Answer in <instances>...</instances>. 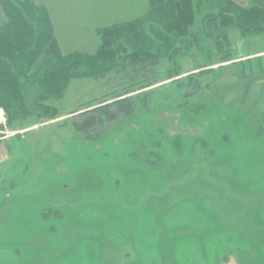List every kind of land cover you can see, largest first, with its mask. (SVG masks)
<instances>
[{
  "label": "rangeland",
  "instance_id": "obj_1",
  "mask_svg": "<svg viewBox=\"0 0 264 264\" xmlns=\"http://www.w3.org/2000/svg\"><path fill=\"white\" fill-rule=\"evenodd\" d=\"M29 2L48 12L63 74L51 91L53 60L37 57L21 105L0 117V264H264V38L229 29L222 63L204 34L201 48L195 35L158 46L150 28L171 17L153 22L151 0ZM193 5L199 26L211 9ZM139 19L142 40L123 34L121 51L97 57L101 30ZM140 46L156 66L137 61ZM141 91L145 109L99 140L75 133L72 111Z\"/></svg>",
  "mask_w": 264,
  "mask_h": 264
},
{
  "label": "trees",
  "instance_id": "obj_2",
  "mask_svg": "<svg viewBox=\"0 0 264 264\" xmlns=\"http://www.w3.org/2000/svg\"><path fill=\"white\" fill-rule=\"evenodd\" d=\"M195 1L198 3L206 1L211 9L209 13L200 18L202 23L199 26L196 25L195 13L197 8L193 5V0H151L152 9L150 14H152L150 16L153 15V22L162 23L160 19L163 18L164 14L171 17L170 22L163 24V31L159 27L150 28V31L160 39V45L158 46H163L165 49L171 46L173 48L177 42L188 46L192 42H187L186 37L195 35V43L201 48L204 42L201 39L197 41V37L199 34H204L217 46L221 45L222 48L219 47L220 62L228 63L234 60L228 50L226 38L229 29H239L242 38H253L257 35L264 38V0H251L252 5L248 8L234 0ZM7 2L8 0H2V6L6 15L10 18V22L0 24V117L7 116V119H9V103L12 102L17 106L21 105L20 88L23 85L21 78L27 75L37 57L48 54L49 58L53 60L47 62L42 74L43 79L46 80L45 82L54 88V90L50 89L51 91H57L59 88L63 70L61 65H55L62 56L54 39L53 28L46 8L36 6L32 2L30 3L29 0L22 3L20 6L22 9L15 8L14 5L11 6ZM161 13L163 14L161 15ZM139 21L141 22V19L126 25L129 29L123 32H120L119 27L113 26L110 27L111 29L101 30L100 48L97 52L98 56H96H104L107 53L112 56L113 52L121 51L122 45L117 41L119 36L127 39L125 36L131 34L132 39L140 36V40H142L143 33L141 34L142 29L139 27ZM144 41L150 42L146 39ZM143 47L140 46L141 51H145L142 53L144 55L139 59L136 58L137 61L151 67L156 66L161 55L156 52H147L146 47ZM223 47H225L224 50ZM204 65L211 66L210 62H206ZM68 70L69 66L65 73ZM68 78L69 71L63 77L64 85L68 82ZM195 90L200 91V86L197 83H193L189 87L190 92L187 95ZM128 92H113L109 98L96 99L91 104L87 102L84 107L72 111L70 120L75 133L86 140L97 141L104 134L107 127L117 124L123 118L132 116L139 110L145 109V104L140 105V99L137 98L143 91L136 94ZM53 115L54 113L48 120L53 119ZM1 126L3 127L0 122Z\"/></svg>",
  "mask_w": 264,
  "mask_h": 264
},
{
  "label": "crops",
  "instance_id": "obj_3",
  "mask_svg": "<svg viewBox=\"0 0 264 264\" xmlns=\"http://www.w3.org/2000/svg\"><path fill=\"white\" fill-rule=\"evenodd\" d=\"M235 2H237L238 4H240V5H243V3L242 2H239V0H234ZM251 1V0H250Z\"/></svg>",
  "mask_w": 264,
  "mask_h": 264
}]
</instances>
